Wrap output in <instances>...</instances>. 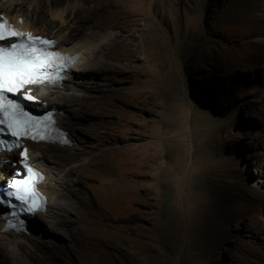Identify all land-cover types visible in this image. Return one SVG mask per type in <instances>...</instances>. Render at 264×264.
Segmentation results:
<instances>
[{"label": "rangeland", "instance_id": "obj_1", "mask_svg": "<svg viewBox=\"0 0 264 264\" xmlns=\"http://www.w3.org/2000/svg\"><path fill=\"white\" fill-rule=\"evenodd\" d=\"M111 1L120 10L92 18L108 24L101 37L120 39L112 64L124 73L91 101L99 119L66 125L88 140L70 163L89 162V208L68 215L61 240H23L22 251L0 238V264L7 252L18 264H264V69L253 36L264 37V10L252 15L248 0ZM55 98L49 107L69 103ZM42 219L33 223L46 228Z\"/></svg>", "mask_w": 264, "mask_h": 264}, {"label": "bare ground", "instance_id": "obj_2", "mask_svg": "<svg viewBox=\"0 0 264 264\" xmlns=\"http://www.w3.org/2000/svg\"><path fill=\"white\" fill-rule=\"evenodd\" d=\"M82 1L84 3L85 8L84 9L80 8L78 10L76 9L75 11L72 12L73 16L71 17H69L70 15H68L67 12L61 10L60 11L58 10L55 11L53 9L51 10L50 8L53 7L54 0H4L0 3V14L9 17L13 23H16L20 19H22L23 24L19 26L22 27L23 30H25V33L33 32L37 35L54 38L57 40V43L61 48H64L68 51H72V50L76 51L79 55H81V59L75 65L71 73L70 79L64 82L60 87L62 88L63 91H65L64 93L56 92L54 91L55 89H51L50 87H46L49 89H42V88L33 89V93L36 94L43 102H48L49 100H53L55 98L53 95L55 96L58 95L55 99L57 98L65 99L66 97H68L69 103L68 101L67 102L65 101L66 103L63 107H59V106L55 107L56 105L55 102L51 101V107H49V109L54 108L59 112L60 126L62 129L66 130L71 136L73 148H70L69 146L52 147L51 145H46L42 143H38V144L27 143V147L29 150V157L33 162L31 166L33 167L34 170L36 168L41 169L47 176L45 183L42 184V188L45 190L48 196L49 208L47 212L40 217V219L43 218L48 223L46 228L45 226L44 228L42 227L43 224L41 226V223L34 224L32 221L31 225H29L28 223V229L30 231L29 235L23 233L19 235H15L13 233H8L5 235L0 234L1 236L0 238L2 240H6V239L8 240L9 238L14 239L16 241V244L14 246L22 251L27 246V245L24 246L25 243L23 244V240L30 241V239H34L32 243L38 246L44 245L45 242H47V239H49L50 241L61 240L60 236H63L65 232L69 233L71 228L69 221L67 222L68 215L72 211L76 210L78 208V205L85 206L87 204L86 208L87 209L89 208L88 206L89 201L86 200L85 198L86 196L85 197L83 196L84 193H82L80 189L82 184L88 178V176H86L87 174L85 175V170L87 171L89 169L88 168L89 162L81 163L79 165V169H75L74 167H72V163H70L75 160L77 161L79 156L82 153H85L86 150L84 151V149H87L88 140L85 139L83 135L81 136V134L78 131H73V130L69 131L66 128V125H69L73 120L77 122L86 121L87 124H84L83 128L85 127L88 128V123L92 122L93 120L95 121L96 118L99 119L98 116L94 117L87 113L89 107L92 106L90 105L91 101L94 100L98 101V99L104 93L101 91V89H103V91L109 90L110 88L109 82H112L116 77L124 73L122 68L112 64L113 62L112 55H115L114 50L120 45L119 44L120 39L117 38V36L101 37L99 34L101 33V31H103L104 27H108V24L94 23L93 20L94 18H92L93 14H97L99 12L106 10H112L111 9L113 8L112 6H114V10L115 9L120 10L118 8L120 5L117 2L116 5L111 0H101V1L82 0ZM121 1L123 2L125 1V4L127 3V0H121ZM248 2L250 5L249 9L252 15L254 12L257 11L262 12L264 10V0H248ZM69 18L75 19V22L73 24H70L71 20ZM47 19L50 20L51 25L55 24V26L53 27L54 30H52L49 33H45L44 30H41L40 28L37 27V24L43 26ZM255 21L256 19H254V22ZM109 27H112V29H114L117 26L114 25ZM259 32L260 30L255 32V34L253 35L255 36V38L253 37L255 42V49L258 50L256 53V59L259 60V63L256 64L255 66L259 69H264V37L262 36L263 32L261 33V36L258 35ZM82 38L89 39V41H85L83 43L78 41L79 39ZM75 41H77V43H75ZM131 47L132 46H130L129 48ZM132 56L137 57L135 51L133 52ZM128 59L131 58L129 57ZM100 80H102V82L104 81L105 83L100 84L99 82ZM92 108L94 107L92 106ZM100 144H102V142ZM54 148H56L60 152H68L70 156L69 155L64 156V154L62 155L60 153L58 155V153H54L53 151ZM44 149L49 150L48 153L50 152L49 154H51L52 157L49 156V158L47 159L46 154L48 153L43 151ZM76 151H79V153L81 154L76 153ZM5 157L0 159L4 162V164H0V176H2L0 178V181L6 175H9L8 177H11V175L15 170L11 168L9 165L6 166L8 164V161L5 159ZM54 196H57V198L53 202ZM55 210L58 211V213L56 217H53V211L55 212ZM2 213L3 211L0 210V214ZM37 219L39 218L35 217L34 221H36ZM54 222H56V226ZM1 224L3 225L4 222H1ZM5 244L10 249L11 245L8 243ZM14 254H15V250H14ZM22 255L25 254L23 253ZM11 258H10V253L7 252V255L4 258V263L18 264L16 262H13Z\"/></svg>", "mask_w": 264, "mask_h": 264}, {"label": "snow or ice", "instance_id": "obj_3", "mask_svg": "<svg viewBox=\"0 0 264 264\" xmlns=\"http://www.w3.org/2000/svg\"><path fill=\"white\" fill-rule=\"evenodd\" d=\"M55 45L56 41L51 37L25 33L0 16V133L6 132L13 138L10 143L0 141V151L22 149L21 157L15 162L22 163L26 169L23 173H13V178L5 182L13 190L4 193L10 199L0 200V204L6 203L12 210L13 219L17 217L18 212L12 199L19 201L20 210L25 215L43 210L46 203L37 190V184L42 179L41 174L35 172L31 166L28 149L21 143V139L59 142L50 135V130L59 129L51 114L33 115L21 101L39 103L36 97L30 94L31 87L59 84L70 62L78 59L62 55L55 50ZM63 142L70 143L66 136ZM14 226L9 225L10 228Z\"/></svg>", "mask_w": 264, "mask_h": 264}, {"label": "clouds", "instance_id": "obj_4", "mask_svg": "<svg viewBox=\"0 0 264 264\" xmlns=\"http://www.w3.org/2000/svg\"><path fill=\"white\" fill-rule=\"evenodd\" d=\"M60 88V87H59ZM59 88H51V89H59ZM45 89H49V88H45ZM47 103V102H46ZM47 105H48V103H47ZM48 108H49V105H48ZM52 109H54V108H52ZM54 110H56V109H54ZM57 111V110H56ZM58 112V111H57ZM59 113V112H58ZM60 128H61V126H60ZM62 129V128H61ZM64 132H66V133H68L66 130H64V129H62ZM68 137L70 138V140H71V136L69 135V133H68ZM72 141V140H71ZM27 143H31V142H26V147H27ZM46 145H51V144H46ZM52 146H60V145H52ZM64 146H66V145H64ZM69 146V145H68ZM73 146V144L71 145V146H69V147H72ZM60 147H63V146H60ZM28 148V147H27ZM22 150H14V151H12V152H3V153H1L0 154V159L1 158H4L5 156V159L7 160V161H9V163L7 164V165H9L11 168H13V169H15L14 170V172L13 173H16V172H19V173H23V172H26V169L23 167V165H21V164H17L15 161L18 159V158H20V156H19V154H20V152H21ZM2 160H0V164H2ZM30 164H33V162H32V160L30 159ZM1 167H3V166H1ZM35 171H37V172H41V173H43L44 174V176H45V180L43 181V182H41L39 185H37V189L42 193V194H45L46 195V197H47V204H46V208H45V210L43 211V212H39V213H37V214H35L34 216H31V217H28V216H25V217H23L22 218V220L20 221V220H17L16 222H15V226H14V228L13 229H4V226L1 224V222H0V234H2V235H5V234H8V233H13V234H15V235H19V234H27V235H29L30 234V231H29V229H28V223H29V225H31V222L35 219V217H38L39 219H40V217L42 216V215H44L46 212H47V210H48V208H49V200H48V196H47V194H46V192H45V190L42 188V184H44L45 183V181H46V178H47V176L45 175V173L41 170V169H35ZM9 174H10V171H9ZM13 178V174L11 175V177H8V176H5V177H3L2 179L3 180H1L0 181V184L1 185H3V186H5V185H7L5 182L6 181H9V180H11ZM0 210H2L3 211V213L2 214H4V212H6V209H5V207H3L2 206V204H0ZM1 215V214H0ZM29 228H30V226H29Z\"/></svg>", "mask_w": 264, "mask_h": 264}]
</instances>
